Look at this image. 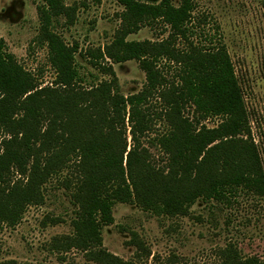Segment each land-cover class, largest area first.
Here are the masks:
<instances>
[{
    "label": "trees",
    "instance_id": "16d2710c",
    "mask_svg": "<svg viewBox=\"0 0 264 264\" xmlns=\"http://www.w3.org/2000/svg\"><path fill=\"white\" fill-rule=\"evenodd\" d=\"M119 2L113 39L84 52L55 29L60 18L76 22V4L44 0L37 7V38L56 73L49 85L0 38V225H18L29 206L44 203L47 183L67 170L62 184L78 206L74 233L51 247L82 251L97 264H135L104 246L117 203L176 217L189 215L199 199L231 204L241 192L264 196V163L233 60L225 44L193 39L206 19L195 17V0ZM146 26L168 35L128 39ZM77 53L107 78L86 86ZM130 60L146 82L125 95L113 64ZM209 117L221 121L208 127ZM131 243L151 255L135 234ZM220 253L224 264H264L233 244Z\"/></svg>",
    "mask_w": 264,
    "mask_h": 264
},
{
    "label": "rangeland",
    "instance_id": "374dc122",
    "mask_svg": "<svg viewBox=\"0 0 264 264\" xmlns=\"http://www.w3.org/2000/svg\"><path fill=\"white\" fill-rule=\"evenodd\" d=\"M195 2V17L206 19L195 30L193 39L207 46H227L264 163V0ZM43 3L44 0H0V38L45 86L54 81L56 73L48 61L46 45L37 38L41 24L37 7ZM65 3L78 7L74 24L67 25L64 18L55 22L56 31L67 43H79L84 52L113 39L119 26L118 14L124 9L119 0ZM174 3L178 5L179 0ZM167 35L146 26L128 39L161 40ZM76 63L86 86L107 78L79 53ZM113 66L125 95L142 89L146 75L138 61ZM220 121L221 117H209L203 123L213 127ZM157 129L163 130L164 125L160 122ZM152 151L159 154L157 149ZM67 174L64 170L47 183L44 203L29 206L18 225H0V264H97L88 261L82 251L60 252L51 247L55 238L74 233L78 206L62 184ZM113 213L114 223L103 228L104 246L135 264H224L220 250L229 244L238 247L242 257L257 255L264 259V196L241 192L231 204L199 199L187 216H159L131 203H117ZM134 234L145 242L150 256L131 243Z\"/></svg>",
    "mask_w": 264,
    "mask_h": 264
}]
</instances>
